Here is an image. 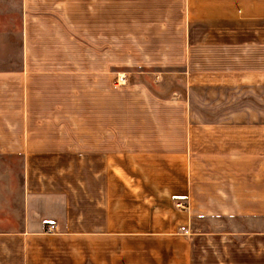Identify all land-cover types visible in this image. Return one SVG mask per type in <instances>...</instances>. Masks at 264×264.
I'll list each match as a JSON object with an SVG mask.
<instances>
[{
  "label": "crops",
  "instance_id": "obj_1",
  "mask_svg": "<svg viewBox=\"0 0 264 264\" xmlns=\"http://www.w3.org/2000/svg\"><path fill=\"white\" fill-rule=\"evenodd\" d=\"M18 12L0 67V264H53L60 236L92 252L115 234L172 233L155 227H171L173 197L186 205L180 264H264V118L191 122L184 97L114 75L264 82V0H19Z\"/></svg>",
  "mask_w": 264,
  "mask_h": 264
},
{
  "label": "rangeland",
  "instance_id": "obj_2",
  "mask_svg": "<svg viewBox=\"0 0 264 264\" xmlns=\"http://www.w3.org/2000/svg\"><path fill=\"white\" fill-rule=\"evenodd\" d=\"M18 3L19 0H0V49L6 48L9 54L0 56V67L10 63L16 49ZM114 75L116 84L118 76H128L131 81H142L158 96L184 97L191 122H260L264 118V82L239 84L210 77L194 79L173 70ZM183 204V200L173 197L171 227L163 226L161 217L156 218V230L170 229L172 233L111 235L114 238L106 237L103 241V245L109 246L104 251L93 249V253L86 249L89 242L84 237L60 236L46 243L45 253L53 264H180V244L186 236L181 231Z\"/></svg>",
  "mask_w": 264,
  "mask_h": 264
},
{
  "label": "built area",
  "instance_id": "obj_3",
  "mask_svg": "<svg viewBox=\"0 0 264 264\" xmlns=\"http://www.w3.org/2000/svg\"><path fill=\"white\" fill-rule=\"evenodd\" d=\"M117 81H118V84H125V82H126V80L124 79V76H118L117 77ZM181 207L183 209H185L186 205L183 204ZM55 229H56V226L54 224H50L47 227V232L48 233H53L55 231Z\"/></svg>",
  "mask_w": 264,
  "mask_h": 264
}]
</instances>
